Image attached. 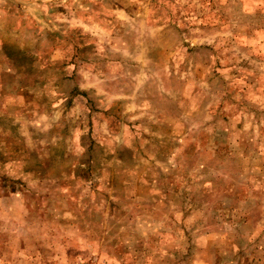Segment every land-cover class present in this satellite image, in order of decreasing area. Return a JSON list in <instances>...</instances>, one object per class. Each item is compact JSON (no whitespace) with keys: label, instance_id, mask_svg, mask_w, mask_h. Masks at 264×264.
Masks as SVG:
<instances>
[{"label":"rangeland","instance_id":"374dc122","mask_svg":"<svg viewBox=\"0 0 264 264\" xmlns=\"http://www.w3.org/2000/svg\"><path fill=\"white\" fill-rule=\"evenodd\" d=\"M0 264H264V0H0Z\"/></svg>","mask_w":264,"mask_h":264}]
</instances>
